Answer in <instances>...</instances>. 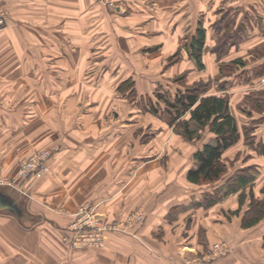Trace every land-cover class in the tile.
<instances>
[{"label": "crops", "instance_id": "1", "mask_svg": "<svg viewBox=\"0 0 264 264\" xmlns=\"http://www.w3.org/2000/svg\"><path fill=\"white\" fill-rule=\"evenodd\" d=\"M33 1L6 3L9 24L0 33V75L8 76L9 83L0 82V92L15 87L19 91L26 89L27 60L33 57L56 62L47 63V68L35 67L39 75L51 74L54 78L46 82L39 79V91L91 90L92 81L88 82L86 76L99 73L113 78L110 83L100 81L99 90L116 91L125 80L138 81L139 76L156 73L152 68L157 57L163 71L166 59L181 50V61L165 72L170 74L167 77L174 75L183 71L182 63H190L187 45H183L187 41L188 12L193 16L195 12H214L225 6L238 12L235 27H241L242 21L243 35L229 39L226 58L203 52V69L209 77L221 71L220 62L234 64L224 77L229 82L226 89L216 87L210 93H228L230 110L241 132L237 144H245V160L238 170L244 169L255 178L237 191L235 179L231 178L236 168L216 183L191 182L187 174L196 165L193 155L197 150L189 160L186 157L183 162L173 163L172 148L160 144L172 133L167 116H150L145 122L137 101L122 115L114 104H104L101 98L94 104L90 102L88 111L82 109L88 101L81 100L80 109V99L75 95L39 100V115L34 118L39 116L42 141H31L30 146L22 139L14 144L0 142V160L6 175L15 173L32 147L59 148L50 159L48 174L21 181L24 206L2 189L21 209L20 215L0 210L20 216V225L10 234L8 245L12 250L6 253L7 264H173L207 252L218 241H226L229 251L205 264H264V216L252 226L242 225L251 201L250 187L256 197L264 198V84L260 83L264 75V0H114L110 6L96 0ZM194 18L190 19L191 28L196 31L202 24L208 46L212 30L202 18ZM32 36L39 39L41 50L28 49L29 42H34ZM141 58L150 61L141 66ZM190 67L197 68L193 63ZM56 75L75 79L61 83ZM165 83L184 88L173 80L160 81V85ZM157 87L150 80L137 85L145 93ZM257 93L258 100L247 108L243 100ZM0 96V123L24 120L13 114L12 107L17 103L10 95ZM112 111L119 115L115 117ZM147 127L151 128L146 132L150 141L142 145L140 130ZM3 136L0 138L5 140ZM207 142L215 143L216 135L213 133ZM231 148L225 150L224 158ZM242 191L246 196L241 205ZM85 202L98 204L106 220L123 222L138 208L146 210V217L133 231L107 233L102 247L71 248L63 241L64 226L78 205ZM23 214L35 220L26 224Z\"/></svg>", "mask_w": 264, "mask_h": 264}, {"label": "rangeland", "instance_id": "2", "mask_svg": "<svg viewBox=\"0 0 264 264\" xmlns=\"http://www.w3.org/2000/svg\"><path fill=\"white\" fill-rule=\"evenodd\" d=\"M8 0H4V8L6 9V3ZM210 1L211 0H206ZM28 2H34L33 0H28ZM206 7V5H205ZM193 12H188L187 15V26H186V39L187 41H183V45L185 42V45H187V53L189 55V61L190 63L188 64L187 62L182 63L183 67H181V69H183V71L179 72V73H175L174 75L168 76L170 74H166L165 72H167L169 69H174L175 67H173L175 64L179 63V61H181V56L183 55V52L181 50L176 51L175 53H173L169 58L166 59L165 62V67L163 69V71L161 69H159V59L157 57L156 60V68H152V70H155L156 73L154 74H150V75H146V76H139V80L138 81H134L131 78V82L127 83L125 80L124 82L121 83V85L124 83V86L122 88V86L120 85L119 88L115 91L111 89H109L108 91H102L99 90V83L100 81L103 80H108L106 81V83H110L112 82L113 78L110 79L108 76L105 75H101L99 74H94L91 76V78H89V76H86L87 81L89 82L92 81L91 83L93 84V89L91 90H82V91H69V90H65V91H52V90H45V91H39V86L37 85V83L44 81H51V74H47V75H39V69L38 71H35V67L39 68L44 66L45 68H47V63H51L54 60L51 59H40V58H29L27 60L28 63V68H29V72L27 76H24L25 78H27V87L25 90H20L18 88L15 87L14 90H10V91H1V94H6V95H10V98L12 101H15L17 103L16 107H12L13 110V114L16 116H23L22 121L19 122H11V123H0V136L5 135V140L2 138H0V142H11L12 144L17 143L19 140H23V141H27V146H30L31 141L35 142L36 144H39V142L42 141L41 136L43 135V133H40L39 135V116L38 119L35 120V116L39 115V100H43L44 102L48 99H51L53 97H60L61 99H67L70 97H73L74 95L76 97H74L75 99H80V101L78 102V105H80V109L81 106L83 105V103H81V100H87L88 103L85 104L84 107H82V109L85 111H88L89 108H86L87 105L91 102L94 104V102H98L101 101L106 104L108 103V105L110 104H114V106H116L117 110H119V114H124L125 112L128 111V108H131L130 106L132 104H134L135 101H137L138 105H139V114L142 118H144L145 122H148L151 118L150 116H154L155 118H159V119H163V117L167 116V121L169 122V125L171 127V131L172 133L169 135L168 139L163 143L160 142V144L166 145V147H171L173 150V154L171 157V161L173 163L176 162H180V161H184L186 159V157L188 158V160L191 158L192 153L194 150H198L199 148H201L200 146L203 145L206 141L210 140L211 136H213V132L210 130L209 126L207 127H202V128H198V133L200 134V137L198 138H194L192 140H188L186 139V137L183 135V133L181 132V128L179 125H171L170 124V116L171 113L168 110L167 104L163 99H160L157 96V92H164V94L168 93V96L174 98L176 95L177 90L180 89H176L173 85H169V84H162L160 85V81H170L173 80L175 83H179L182 86L185 87H193L196 84H200L202 82H205V84H207L208 87H210L209 92L212 89H215L216 87H221L226 89L227 84H229L228 81H226V79L224 80V77L233 70L234 64L230 61H223L219 63L220 69L221 71L216 74L215 76H209L207 77V70L205 71V68L202 70L198 63L196 58L193 56V54H191L193 52V47L190 46L191 41H192V37L195 36L197 34V31H194V29L191 28V17L194 18L196 15L198 17V19L202 18L204 20V22L209 26L208 29L212 30V34H213V38L210 42L209 40V45L207 46V44L204 47V51L207 54L208 53H213V55L218 56L219 58H226L227 55V49L229 47V39L230 38H237L240 33L243 35V30H242V25H244V23H242L241 21V27H235V15H238V12H232V10L227 9V7H223L221 9L215 10L214 12L212 10H204V11H200V12H195L194 15L192 16ZM6 16H7V9H6ZM242 20V19H241ZM194 22H195V18H194ZM8 22L6 24L5 27L0 28V33H4L7 29L8 26ZM198 26H202V24L199 23ZM199 28V27H198ZM36 28L33 29V31L35 32ZM39 35V31L37 33ZM33 41L29 42V46L28 49L29 50H41V44H39V39L35 40V37L32 36ZM206 41H207V37H206ZM49 44V43H48ZM50 45V44H49ZM214 45V47H212ZM38 46V48H37ZM0 49L3 50V44L0 43ZM208 56H211L208 54ZM216 59V58H215ZM150 60L148 59H140V63L141 66H144V64L146 62H149ZM195 64L197 66V68L191 69V65L192 63ZM54 63H56L54 61ZM190 67V68H185V67ZM173 67V68H172ZM177 69V67H176ZM178 70V69H177ZM161 71V72H159ZM165 73V74H164ZM55 76V75H54ZM61 83L62 82H68L69 80H74L75 76H61V75H56ZM65 78V79H63ZM77 78V77H76ZM81 79H83L82 81H84V78L80 76ZM102 79V80H100ZM169 79V80H168ZM8 76H2L0 75V82H6L9 83L8 81ZM144 80L146 82H148V80H150V82L155 81V83H157L158 87L156 88V90L152 91V92H147L145 93L144 91L140 90L139 88H137V85H141L142 82H144ZM11 83H14V79L10 78ZM129 81V79H128ZM260 83L264 84V75L261 76L260 78ZM98 84V85H97ZM147 84V83H146ZM174 84V83H173ZM136 87V88H135ZM148 87V86H147ZM152 87V86H151ZM18 89V90H17ZM224 94L228 93L225 91ZM260 93L248 96L247 98H245L243 100V104L247 106V108L250 106L252 107V103L254 104L256 100H258V98L256 96H259ZM263 95V94H261ZM1 98V96H0ZM99 99V100H97ZM111 99H115V100H111ZM97 100V101H95ZM106 100V101H105ZM152 105H156L157 107V111L153 110V106ZM129 106V107H128ZM135 107V106H134ZM113 108V107H112ZM174 110H176L175 108H172ZM113 113L114 112L112 111ZM112 112L110 114H112ZM98 113V112H97ZM119 114L114 115L115 117H117ZM189 116V113H185L181 118H187ZM26 117L28 118V120L26 119ZM192 127H197L193 122H191ZM159 126V124L157 125ZM151 128L147 127V128H143V130H140V135H141V139L140 142L142 145H146L149 143L150 139L148 138V135L146 132H148V130H150ZM158 130V129H156ZM143 132H145L146 134H143ZM40 139V140H39ZM157 140V139H156ZM46 140H44L45 143ZM159 143V140H157V145ZM236 142L235 144H233L230 149V151L228 152V156H226L224 158V160L227 163V172L226 174H228V172L233 173L235 168V172L233 173V175L231 177L236 176V174L238 172H240L241 170H238V167L240 166V164L242 162H244L245 160V155L243 152L244 149V145L243 143H239ZM42 144V143H41ZM235 145V146H234ZM5 146V145H4ZM56 150L54 151V153L59 149L57 146L55 145H47V146H36V147H32V151L31 153H29L28 155L25 156L26 159L29 156H31L32 154H34L36 151L38 150H42L45 148H55ZM196 152V151H195ZM53 153V155H54ZM195 154V153H194ZM194 156V155H193ZM21 159V160H23ZM195 159V158H194ZM20 160V162H21ZM50 160L48 161V165H49ZM196 164V162H195ZM194 167V166H193ZM192 168V167H191ZM190 169V168H189ZM18 171H15V173L13 175H6L4 170H3V162L0 160V174L5 177L8 178L9 180H12L14 178V176L16 175ZM189 171V170H188ZM50 172V165H49V170L47 171L46 174H48ZM256 171H253V173H255ZM225 174V176H226ZM225 179V177H223L222 179H220L219 181ZM236 180V179H235ZM22 179H17L15 181L12 182V184L10 185H3L0 186L1 189H3L4 191L8 192L9 194L12 195V197L14 198V200L16 202H18V204L20 206H24L25 205V197L22 196V193L20 191V183H21ZM246 196V195H245ZM86 203V202H85ZM90 203V202H87ZM83 204V203H82ZM81 205V204H80ZM77 207L76 211L78 210L79 206ZM91 205L94 207L95 212L97 214H101L98 210V204H94L91 203ZM250 205V204H249ZM242 208V207H241ZM144 211V217L143 219L135 222L133 225H129L128 220L129 218L135 214L138 211ZM75 211V212H76ZM240 210L238 209L237 212H239ZM25 212V211H23ZM75 212L72 214L71 217H69V219L66 222V225L64 226V228L66 229V233L63 235V241L65 243L68 244V246H70L69 241H68V236L70 234V225L74 220V214ZM146 217V210L144 208H138L133 210L132 212H130L128 214V216L126 217V219L123 222H119L117 220H107L108 222H112V223H116L118 226H122L124 228L127 227L126 232H130L133 231L140 223L144 222ZM20 216H17L14 213L8 212V211H0V264H7V259H5V256L7 255L6 253H9L11 249V247L8 245L10 244L11 240H10V234L12 229H14L13 231L15 232V230H17L16 226H19V220ZM23 222H25L26 224L30 223V221H34L33 219L28 220L27 215L23 214V218H22ZM9 228V229H7ZM115 232V231H114ZM121 232V231H120ZM13 234V233H12ZM20 234V233H19ZM21 238V237H20ZM22 240V239H21ZM20 241V240H19ZM68 241V242H67ZM216 243H220L223 244L227 247L226 250H224V253H219L216 257L218 258L219 256L225 254L227 251H229L230 246L228 245V243L226 241H218L215 242L211 249L208 250L207 252L203 253V254H198L196 256H205V255H209L211 254L212 250L214 252V248H215V244ZM71 247V246H70ZM73 248V247H71ZM75 248V247H74ZM78 248H83V247H78ZM16 252V251H15ZM195 256H190V257H185V259L183 260V262H185L187 260V258H192ZM216 259V258H215ZM181 262V263H183ZM209 262V261H208ZM207 263V262H205ZM204 263V264H205Z\"/></svg>", "mask_w": 264, "mask_h": 264}, {"label": "trees", "instance_id": "3", "mask_svg": "<svg viewBox=\"0 0 264 264\" xmlns=\"http://www.w3.org/2000/svg\"><path fill=\"white\" fill-rule=\"evenodd\" d=\"M205 43L206 29L199 26L197 34L192 37L190 46L193 47L191 54L196 58L200 68L204 67L202 55ZM131 81L129 79L126 82ZM121 86L123 88L124 83ZM209 88L205 82H202L193 87L177 90L174 98L168 96V93L157 92V96L166 102L171 113L170 124L179 125L186 139L192 140L200 137L198 128L207 126L216 135L215 143H205L194 154L196 165L189 169L187 177L196 184L216 183L225 176L227 163L223 154L241 138L237 120L230 110L229 96L227 94L208 93ZM152 106L153 110L157 111L156 105ZM185 113H189V118L180 120ZM191 122L197 127H192ZM231 178L236 179L235 189L237 191L246 187L255 177L242 169ZM262 192H264V187ZM245 194L243 191L240 193L241 205L244 203ZM249 194L251 196L249 209L242 218V225L245 227L256 224L264 216V198L256 197L251 187Z\"/></svg>", "mask_w": 264, "mask_h": 264}, {"label": "built area", "instance_id": "4", "mask_svg": "<svg viewBox=\"0 0 264 264\" xmlns=\"http://www.w3.org/2000/svg\"><path fill=\"white\" fill-rule=\"evenodd\" d=\"M104 6H110L114 0H96ZM7 24L6 9L4 8V0H0V28L5 27ZM55 148H45L36 151L34 154L26 159L21 160L18 171L12 180L3 177L0 174V186L10 185L17 179L28 178H42L49 170L48 161L53 156ZM144 211H138L133 214L129 220V225L143 219ZM127 227L118 226L116 223L108 222L103 215L97 214L91 203H83L79 206L74 214V220L70 225V234L68 241L71 247H94L99 248L106 243V234L114 231H126ZM67 241V242H68ZM227 247L223 244L216 243L214 252L205 256H195L187 258L183 263L173 264H204L205 262L212 261L219 253H224ZM228 252V251H227Z\"/></svg>", "mask_w": 264, "mask_h": 264}, {"label": "water", "instance_id": "5", "mask_svg": "<svg viewBox=\"0 0 264 264\" xmlns=\"http://www.w3.org/2000/svg\"><path fill=\"white\" fill-rule=\"evenodd\" d=\"M0 210H10L18 215L21 214L19 205L2 189H0Z\"/></svg>", "mask_w": 264, "mask_h": 264}]
</instances>
